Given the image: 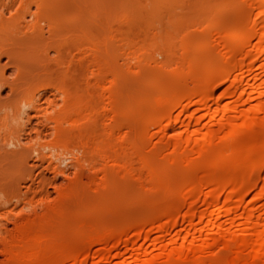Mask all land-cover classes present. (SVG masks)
I'll use <instances>...</instances> for the list:
<instances>
[{
	"label": "bare ground",
	"instance_id": "obj_1",
	"mask_svg": "<svg viewBox=\"0 0 264 264\" xmlns=\"http://www.w3.org/2000/svg\"><path fill=\"white\" fill-rule=\"evenodd\" d=\"M163 1H165L163 4L165 7L166 2L170 0ZM39 2L45 4L43 0ZM175 2L176 0H174ZM131 3L129 4L135 10V5L133 2ZM170 3L169 6H178L172 1ZM127 4L124 5L128 6L129 4ZM140 6L137 4V9H140ZM169 6L166 9L170 10V13L166 10L167 14L162 12L163 7L162 10L159 9L166 15L165 22L162 20L163 14H161V18L158 15H153L158 14V11H154L155 8L150 6L154 13L149 14L144 10L143 14L142 7L138 10H142L141 13L136 14L139 22L136 19L134 22L133 17L135 18V16H132L131 10L132 17L129 15L128 19V22L131 20L130 25L133 23L131 27H135L137 24L138 29H135L139 32L141 30L143 33L140 32L139 38L142 37L141 40L144 44L149 40L152 44L147 43L146 45H150V48L153 45V47L152 50L150 48L148 50L154 51L153 49L156 48L155 52L157 51L163 57V61L157 62L152 58L150 61L146 50H137L136 46H132L133 48L128 49L129 51L126 50L127 56L131 55V58L135 60L136 67L134 60L133 64L129 62L130 65H134V68H131L136 69L135 71L132 69L133 76L142 79V85L141 81H137L136 84L139 86L133 87L135 91H131L128 87L129 83L126 84L130 73L121 72V68L110 73V70L104 69L106 72L108 70L106 74H109L111 78L109 79L110 83L108 82L109 89L107 88L105 94L102 95V100H104L103 97H106L105 99L109 101L106 106L109 105L108 112L111 113V116L106 119L90 117V112L87 118H84L87 116H84V112V119H81L79 107L82 106L75 107V104H79V102L76 103L79 98L74 100L75 104H73L74 102L70 103L72 102L70 100V105L64 102L59 107L54 99L55 96L51 99L48 97V84H42L45 80L38 79L41 78L38 77L42 76L41 73L36 74L35 77L32 76L33 78L30 74L25 76L24 73H28L31 69L26 72L29 64L24 65L26 68L22 65L26 60L24 58L29 55V51L35 55V47H39L37 51L39 50L40 54V46L33 45L34 47H32V44L40 43L39 41L44 37L40 34L42 29H38V35L34 29L37 25L28 26H33V31L35 30L36 33L31 36L24 35L25 38H21L24 34L20 33L19 35L18 33L21 31V27L14 24L11 30L15 29V36L14 34L12 36L13 31L9 32L10 28L6 30V26H0V43L6 41L9 47H12L6 51L4 50L6 46L3 44L4 54L2 51L1 54L4 56L11 51L10 54L16 55V59L20 58L16 65L13 63L15 60L12 62L14 70H16L13 72L15 80L12 79V81L14 80V83L8 80L9 83L7 77L5 79L3 71L5 69L1 71L0 68V93L1 89L7 85L6 88H9L14 97H10L9 91L7 98L2 99L0 96V105H6L11 109L9 118L0 119V130L4 128V131L1 130L0 133L4 132L8 135L11 129V132L15 133L17 137L12 133L9 136L18 138L17 142H20L21 136L24 137L23 135L26 133L29 135L28 133L31 131L36 134H34L36 138L52 131L57 138H65V142L66 138L69 139L68 141L76 142L83 155L82 159L76 158L74 162L75 177L79 180V182L78 180L74 181L78 183L76 188L78 185L85 186L89 183L91 186L93 183L96 191L95 195H92L94 199L91 194L89 195L95 203L91 206L88 205L87 211L84 207L81 210L85 212L81 215L82 211H80V216L77 215L79 222L76 219V223L74 221L76 217L73 219L68 214L75 224L72 225L73 221L67 223L66 218L64 222L68 227L63 226L62 228L61 225L60 230L57 226L59 227L62 221L58 224V221L54 219L55 223L53 222V224H58L55 227L49 222V220L53 221L52 211L51 214H47L48 216L41 215L45 216L44 218L40 215L39 218L38 212L37 216H35V212L32 215L35 219L45 220L50 216L51 218L49 220L47 218L45 222L46 226L38 221L39 219L34 222L37 221L39 224H31L34 219L29 220L31 216H27L28 225L30 223L35 227L34 230L28 231L29 238L27 229L17 228L18 214L14 212V209H2L0 219H5V223L2 224L0 220V245L5 247L6 250L3 251L8 253V259H11L9 264H264V0H184L178 6L179 9L176 8V12H178L176 15H174L175 13L171 14V8L175 7L169 9ZM54 20L56 21V19ZM51 21L53 22L52 19ZM51 25H49L50 32L48 34L52 35L55 30L60 28L51 27ZM120 25L122 26V24ZM120 25L118 24V26ZM21 26L23 27V25ZM78 26L72 27V33L77 40L79 38ZM66 27L64 28L66 29ZM19 28L20 30H18ZM58 30L56 36L58 34L59 38L66 36L60 34L64 29H60V33ZM127 31L129 32V30ZM134 35L136 36L135 33ZM143 37L146 40H143ZM139 38H136V42L140 40ZM75 40L71 39L73 48L76 46L75 49H79V45H75L78 43L74 44ZM136 42L135 44H138ZM23 43H29L27 48H23ZM48 43L44 44L46 48L50 45ZM92 45L90 47L94 46ZM87 46L89 45L87 44ZM73 48L70 47L71 50ZM25 50L28 51V54ZM65 50L67 51V49ZM44 51L46 50L42 52L44 53ZM57 51L59 50L57 49ZM42 52L41 55L45 60L41 55L38 56L40 61L36 58V63L39 62L41 67V63L49 61L46 56L47 51L44 54ZM6 56L12 61L10 55ZM67 57H69V53ZM12 58L14 59V57ZM93 60L95 59L93 58ZM71 63L73 64V62ZM103 63L101 64L106 67ZM101 64L99 65L98 62L97 67ZM106 64L111 63L107 62ZM90 66L92 67V65ZM97 67L96 69L100 68ZM150 69L152 70L150 71ZM48 71L50 72V70ZM74 75L71 76L73 81L77 80ZM94 75L90 74L89 76L93 77ZM100 76L102 77L99 74ZM24 77L27 78L25 80L27 83L24 82ZM99 77L96 79L99 80ZM104 79L100 80L105 81ZM29 80L30 82H28ZM129 81L132 82L131 79ZM94 86L96 87V85ZM75 87L74 89L79 90ZM98 88H100L99 85ZM98 88H95V91ZM72 94H74V99L78 96L77 94L75 96L74 91ZM87 94L81 98L84 100L89 97L94 99L91 101H95L97 98L95 96L97 93L93 95L95 98L89 94L87 98L85 96ZM66 97H64V101L69 99ZM71 105L75 107L74 111L71 110L73 108ZM86 105L89 106L87 102ZM57 109H61V113L64 111L63 114L71 118L70 120L65 119L68 121L67 128L63 126L67 124H64L65 121L61 118L63 114L49 116L47 113L48 110L55 112L58 111ZM69 109L72 111L70 115L67 113L70 112ZM82 109H80L81 112H83ZM24 117L29 126L36 120L35 127L34 124L31 127L23 124ZM27 127H29L28 132L25 131L28 129ZM60 140L64 139L60 138ZM18 144L23 146L22 143ZM24 148L23 146L20 149ZM25 150L23 151L26 152V155H29L27 152L32 150V146H26ZM12 152L17 157L16 150L15 154L14 151ZM23 154L25 155V153ZM75 183L72 182L70 188ZM89 186H86V189ZM93 186L90 187L91 190ZM74 188L72 187V189ZM78 188L81 189L80 186ZM90 189L89 191H91ZM70 191L73 190L70 189ZM70 194L72 195L73 192ZM74 194L73 196L76 195ZM61 195L60 197H63ZM68 198L70 199V197ZM68 198L62 203L70 202ZM78 198L84 204L88 202L84 201L83 197L80 198V195ZM74 200L68 207L74 205ZM90 203L89 201L88 204ZM78 205L80 206V204ZM72 208L69 209L72 210ZM78 208L80 210V207ZM47 210L50 211L49 208ZM65 216L62 217V220ZM47 221L49 225H47ZM8 223L14 224L16 229H8ZM25 226L27 225L25 224ZM50 226L56 228V231L58 230L54 236L52 235L53 238L50 235L55 232L49 228ZM38 227L41 228V231L43 230L44 236L48 233L50 238L45 237L46 241L42 238V240L38 239L42 235ZM47 228L49 232H53L49 234ZM64 228L69 230H63ZM28 230L31 229L28 228ZM4 232L6 233L4 234ZM30 234L33 235L31 238ZM8 262L6 263L8 264Z\"/></svg>",
	"mask_w": 264,
	"mask_h": 264
},
{
	"label": "rangeland",
	"instance_id": "obj_2",
	"mask_svg": "<svg viewBox=\"0 0 264 264\" xmlns=\"http://www.w3.org/2000/svg\"><path fill=\"white\" fill-rule=\"evenodd\" d=\"M39 1H42V0H0V26H6V30H8L9 28H10V30H9V32H11V31H13L12 33H11V35L12 34H14V31H15V29H12L11 30V28H13V25L15 24V26H17V27H21V31L20 32H18L19 33V35H20V33H24V34H22L23 36H21V38H23L24 37V35H27V36H31V35H33V34H35L36 32H34L33 31V26L32 27H28V26H31V25H34V26H36V28L34 27V29H36V31L38 32V33H36V34H38L39 35V31H38V29L40 30V29H42V30H40V34H42V37L44 36L45 37V39H44V37L42 38V40L41 41H39L40 43L39 44H36L35 45V43H33L32 44V47H34V46H37V45H39L40 46V54L38 53V51H37V48H39V47H35L36 48V52H35V55H34V53H32L31 51H29V55L26 57V58H24V64H22L23 66L24 65H28L27 67V70H26V72H28L29 71V69H31L29 72H31V73H24L25 74V76L27 75V76H29L28 74H30L31 75V78H33L32 76H34L35 77V75L36 74H40L41 73V75L42 76H38V77H41V78H38V79H43V80H45L44 81V83H42V84H48V89H47V94L49 95H47L50 99L52 98V97H54V99H56L55 101H56V104L60 107V106H62V104L64 103V102H66V104L67 105H70V103H73L74 102V100H76V98H79V101H78V99H77V102L76 103H78L79 102V104H75V102L73 103V104H75V107L77 106V105H79V106H82V107H79V111H80V113L82 114H80L79 113V116L81 117V119L83 118V113L85 112V115L84 116H86V117H84V118H87L88 117V115H90V117H103V119L105 118H108L109 116H111V113L110 112H108V109H109V105L108 106H106L107 105V102H108V104H109V101H107V99H105L106 97H103V99L104 100H102V95H104L105 93V90L108 88V86L110 87V85H108L109 83H110V81H109V79H111L110 78V76H109V74L107 75L106 73H108V70H110L109 71V73L111 72V71H114V70H119L118 68H121L120 69V71L122 72H127V74L128 73H130V75H131V78H129L130 77V75L128 74V76L129 77H127V82H126V84L127 83H129L128 84V87L131 89V91H135V87H137V85L138 84H136L137 83V81L138 82H140L141 80L139 79V77H138V79L137 78H135V77H137V76H133V71H135L136 69H133L134 68V65H135V60L134 59H132L131 58V55H128L127 56V54H126V50H130V49H132L133 47H137V48H135V49H137V50H140V49H142V51H145L146 50V52L149 54V55H147L148 56V58H150L149 60L151 61V58H152V60H155V61H159V62H161V61H163L162 59H163V57L159 54V53H157V51L155 52V50H156V48H154L153 50L154 51H150V50H148L149 48H150V45H146L147 43L148 44H152L151 42H149V40L148 41H146L145 42V44H144V42L141 40L142 39V37H141V39L139 38L140 36V32H141V30H140V32H139V30H137L138 28H137V24L135 25V23H134V25H135V27H131L132 25H133V23H131L132 25H130V22H131V20H130V22H128V19H129V15H130V12H131V10H132V16H135V18L133 17V21L134 22H136L135 21V19L137 20V18H136V14L137 13H141V11H138V10H140L142 7H143V14L145 13V11L144 10H146V13H148L149 12V14H153L154 13V11L156 10V11H158V14H153V15H155V16H157L158 15V17L159 18H161V14H163L168 8V6L171 4L170 2L172 1L173 2V4H177L178 6H180L181 5V1H184V0H180L179 2H178V0H176V2L174 3V0H170V1H167L166 2V5H165V7H163V4H165V1H161L160 2V0H156L157 2H159V3H162V4H159V3H157L155 0H43V1H45V4H44V2H39ZM73 1V2H72ZM88 1V2H87ZM143 1V2H142ZM153 1V2H152ZM61 2H63V3H61ZM78 2V3H77ZM131 2H133V4L135 5L134 6V8H136L135 10L136 11H138V12H134L135 10L134 9H132L133 7H131ZM169 2V3H168ZM71 3V4H70ZM121 3V4H120ZM129 3H131V4H128ZM78 4V5H77ZM93 4V5H92ZM117 4V5H116ZM124 4H127L128 6H126V5H124ZM137 4H139V5H141L140 7V9H137ZM143 4V5H142ZM159 4V5H158ZM180 4V5H179ZM77 5V6H76ZM145 5V6H144ZM147 5H149L151 8L153 7V8H155L154 9V11L152 12V10L153 9H151L149 6H147ZM59 6H62L61 8L59 7ZM69 6V7H68ZM74 6V7H73ZM93 6V7H92ZM109 6V7H108ZM112 6V7H111ZM133 6V5H132ZM147 6V7H146ZM178 6H169V9L171 8V7H175V8H171V14H173V13H175L174 15H176V13H178V12H176V10L177 9H179V7ZM58 7V8H57ZM65 7V8H64ZM72 7V8H71ZM77 7V8H76ZM109 9H108V8ZM114 7V8H113ZM125 7V8H124ZM147 9H146V8ZM160 7V8H159ZM164 9H163V8ZM178 7V8H177ZM56 10H55V9ZM60 8V9H59ZM112 8V9H111ZM128 8V9H127ZM131 8V9H130ZM139 8V7H138ZM167 8V9H166ZM177 8V9H176ZM42 9V10H41ZM79 9V10H78ZM106 9V10H105ZM124 9V10H123ZM127 9V10H126ZM151 9V10H150ZM159 9L160 10H162L163 9V13H161L160 11H159ZM174 9H175V12H174ZM41 10V11H40ZM59 10V11H58ZM73 10V11H72ZM75 10V11H74ZM130 10V11H129ZM149 10V11H148ZM67 11V12H66ZM78 13H77V12ZM119 11V12H118ZM151 11V12H150ZM168 11V13H170V10H167ZM166 11V12H167ZM73 12V13H72ZM99 12V13H98ZM105 12V13H104ZM160 12V13H159ZM165 12V13H166ZM47 13H49V14H47ZM64 13V14H63ZM129 13V14H128ZM135 13V14H134ZM164 13V14H165ZM180 13H181V11H180ZM57 14V15H56ZM159 14H160V16H159ZM163 14V21H164V18H165V16L166 15H164ZM167 14V13H166ZM122 15V16H121ZM169 15V17H171L170 16V14H168ZM173 15V16H174ZM51 16V17H50ZM55 16H57V17H55ZM60 16V17H59ZM131 16V15H130ZM131 16V17H132ZM53 17H54V19H56V21L53 19ZM59 17V18H58ZM77 17V18H76ZM99 18V19H98ZM121 18V19H120ZM51 19L53 20V22L51 21ZM90 19H91V21H90ZM166 19V18H165ZM95 20H97V21H95ZM101 21V22H100ZM125 21V22H124ZM64 22V23H63ZM94 22V23H93ZM137 22H139L138 20H137ZM165 22V21H164ZM23 25V27L21 26V25ZM27 24V26H24V25H26ZM50 24H52L51 25V27L52 26H57L56 28H60L61 30L62 29H64V31H61V33L59 32V30H58V33H60L62 36L65 34L66 36L64 37H61L60 36V38H59V34H58V36H56L57 34V30H55V33H53V31L51 30V32L53 33L52 35H51V33L50 34H48V32H50ZM78 24H79V26H78ZM113 24V25H112ZM115 24H116V27H115ZM118 24L120 25V24H122V28L120 27V26H118ZM130 25V27H128L129 25ZM20 25V26H19ZM61 25H63V26H61ZM75 25H77L78 27H79V29H78V31H79V38H78V40L76 39V38H74V35H73V33H72V27H74ZM99 25V26H98ZM123 25H124V27H123ZM128 25V26H127ZM14 26V28H17V27H15ZM65 26H67L66 27V29L64 28ZM83 26V27H82ZM26 27V28H25ZM87 27V28H86ZM113 27H115V29H113ZM119 27V28H118ZM139 27V26H138ZM8 28V29H7ZM23 28V29H22ZM25 28V29H24ZM28 28V29H27ZM130 28V29H129ZM135 28H137V29H135ZM5 29V28H4ZM93 29H94V31H93ZM109 29V30H108ZM119 29H120V31H119ZM121 29H123V30H121ZM132 29V31H133V29H134V31L132 32V31H130ZM140 29V28H139ZM18 30H20V28L18 29ZM47 30V31H46ZM97 30V31H96ZM127 30H129V32L127 31ZM17 31V30H16ZM26 33H25V32ZM119 31V32H118ZM123 31H125V32H123ZM62 32H63V34H62ZM68 32V33H67ZM118 34H117V33ZM120 32H122V33H120ZM132 32V33H131ZM17 35H18V33L17 32H15ZM46 33V34H45ZM95 33H96V35H95ZM116 33V34H115ZM123 33H125V34H123ZM130 35H129V34ZM134 33L136 34V36L134 35ZM139 33V34H138ZM81 34V35H80ZM92 34V35H91ZM98 34H100V35H98ZM102 34V35H101ZM138 34V35H137ZM141 34H143L142 32H141ZM16 35V36H17ZM18 35V36H19ZM48 35V36H47ZM55 35V36H54ZM68 35V36H67ZM73 35V36H72ZM111 35V36H110ZM13 36V35H12ZM14 36H15V34H14ZM17 36V37H18ZM50 36H53V37H51L50 38ZM71 36V37H70ZM94 38H93V37ZM122 36V38H120ZM124 36V37H123ZM129 36H131V37H129ZM135 36V37H134ZM142 36V35H141ZM49 37V38H48ZM72 39V41L73 40H75L74 41V44H75V42L76 43H78V44H75V45H79V49H75V48H77L76 46H75V48H73V42L71 41V39ZM74 39H73V38ZM87 37V38H86ZM89 37V38H88ZM100 37V38H99ZM126 37V38H125ZM25 38V37H24ZM119 38V39H118ZM124 38V39H123ZM127 38H129V39H127ZM132 38H133V40H132ZM136 38H139L138 40V42H136L137 41V39ZM50 39V40H49ZM111 39V40H110ZM135 39V40H134ZM83 40V41H82ZM106 40H108V41H106ZM143 40H146V39H144V37H143ZM1 41L2 42H4L2 39H1ZM50 41V42H52L51 44L50 43H48V42ZM79 41V42H78ZM87 41H88V43H87ZM93 41H94V43H93ZM134 41V42H133ZM8 42V41H7ZM44 42V43H43ZM91 42V43H90ZM104 42V43H103ZM107 42V43H106ZM111 42V43H110ZM114 42V43H113ZM128 42H130L131 44H129ZM132 42H133V44H132ZM135 42L136 43H138V44H135ZM140 42H141V45L142 44H144V45H140ZM47 43L48 44H50V45H48L47 46V48H48V50H47V48H46V46H44V44L45 45H47ZM63 43V44H62ZM67 45H66V44ZM93 46V47H90L91 45ZM128 43V44H127ZM3 44H5V46L6 47H4L3 48ZM27 44V45H26ZM23 43V45H24V47L23 48H27V46L29 45V43ZM54 44V45H53ZM87 44L89 45V46H87ZM98 44V45H97ZM111 44V45H110ZM119 44V45H118ZM154 45H155V43H153ZM34 45V46H33ZM61 45V46H60ZM101 45V46H100ZM7 46H8V48H7ZM45 48H44V47ZM51 46V47H50ZM57 46V47H56ZM85 46V47H84ZM120 46V47H119ZM128 46H130V47H128ZM133 46V47H132ZM146 46V47H145ZM149 46V47H148ZM152 47H153V45H151ZM22 47V46H21ZM56 47V48H55ZM59 47H60V49H59ZM70 47L71 48H73L72 50L75 52H73L71 49H70ZM94 47L97 49H95L94 50ZM142 47V48H141ZM151 47V48H152ZM155 47V46H154ZM0 48L2 49H0V54L4 51V50H8L9 48H12V47H9V44L8 43H6V41L4 42V43H0ZM29 48V47H28ZM64 48V49H63ZM85 48V49H84ZM121 48V49H120ZM139 48V49H138ZM150 48V49H151ZM4 49V50H3ZM30 49H31V47H30ZM57 49L59 50V51H57ZM65 49H67V51L65 50ZM70 49V50H69ZM93 49V50H92ZM106 49V50H105ZM11 50V49H10ZM29 50V49H28ZM32 50H34L33 48H32ZM43 50H46V51H44V53L46 52L47 53V55L46 56H48V59L47 60H49L48 62H44V61H42V62H44V63H41L42 64V67H41V65L39 64V62L38 63H36L37 62V60L38 61H40L39 60V55H41V52ZM57 52H56V51ZM64 50V51H63ZM85 51V52H83V51ZM90 52H89V51ZM100 50V51H99ZM128 50V51H129ZM152 50V49H151ZM2 51V52H1ZM63 51V52H62ZM68 51H70V52H68ZM110 51V52H109ZM128 51H127V53H128ZM10 52L11 51H9V54L7 53H5L6 55H10V57H11V59H12V61L10 60V58H8L6 55H2V54H4V52L0 55L1 57V59H0V68H1V71L3 70V69H5V70H3L4 71V77H5V79H6V77H7V81L8 80H10V81H12V79H14V73L13 72H15L16 70H14V66H13V63H14V65H16V63L18 62L17 60H19L20 58H18V56H17V58L18 59H16L15 57H16V55H14V54H10ZM25 52H26V54H28V51H26L25 50ZM89 52V53H88ZM92 52V53H91ZM99 52V53H98ZM114 52V53H113ZM119 52V53H118ZM125 52V53H124ZM30 53H31V55H30ZM36 53H37V57H36ZM43 53V52H42ZM43 53V54H44ZM68 53H69V57H67L68 56ZM84 53H86V54H84ZM87 53H88V55H87ZM97 53V54H96ZM123 53H124V55H123ZM146 53V54H147ZM60 54V55H59ZM76 54V55H75ZM79 54V55H78ZM102 54H103V56H102ZM119 54V55H118ZM14 55V56H13ZM50 55H52V56H50ZM55 55V56H54ZM64 55V56H63ZM71 55H73L72 57H71ZM6 56V57H5ZM66 56V57H65ZM75 56H77V57H75ZM87 56V57H86ZM90 56V57H89ZM94 56H96V57H94ZM105 56V57H104ZM124 56V57H123ZM12 57H14V59L12 58ZM29 57V58H28ZM33 58V59H31V58ZM41 57H42V55H41ZM40 57V58H41ZM50 57V58H49ZM55 57V58H54ZM79 57V59L77 60V58ZM91 57H92V59H91ZM127 58V60H126V58ZM128 57H129V59H128ZM146 57V56H145ZM7 58H8V60H7ZM36 58H37V60H36ZM43 58V57H42ZM45 58H47V57H45ZM54 58V59H53ZM59 58H60V60H59ZM71 58V59H70ZM73 58V59H72ZM76 58V59H75ZM88 58V59H87ZM93 58L96 60H93ZM101 59V61H100V59ZM113 58V59H112ZM124 58V59H123ZM44 59V58H43ZM51 59V60H50ZM70 59V60H69ZM97 59H98V61H97ZM105 59H107V60H105ZM110 61H109V60ZM132 59V60H131ZM15 60V61H14ZM45 60V59H44ZM55 60V61H54ZM74 60V61H73ZM77 60V61H76ZM133 60H134V65H130L129 64V62H131L132 64H133ZM147 60V59H146ZM14 61V62H13ZM22 61V60H21ZM27 61V62H26ZM32 61V62H31ZM53 61H54V63H53ZM61 61V62H60ZM70 61V62H69ZM95 61V62H94ZM106 61V62H105ZM112 61V62H111ZM124 61H125V63H124ZM13 62V63H12ZM56 62V63H55ZM68 62V63H67ZM71 62H73V64L71 63ZM75 62H77V63H75ZM78 62H79V65H78ZM98 62H99V65L101 64V63H103L104 65H106V67H104L102 64H101V66H98L97 67V65H98ZM111 63V64H106V63ZM19 63V62H18ZM21 63H23V62H21ZM20 63V64H21ZM36 65H35V64ZM91 63V64H90ZM117 63V64H116ZM121 63V64H120ZM31 64V65H30ZM46 64H47V67H46ZM61 64V65H60ZM113 64V66H111ZM124 64V66H122ZM127 64V65H126ZM22 65H20V67L22 68L23 66ZM34 65V66H33ZM68 65V66H67ZM72 65V66H71ZM77 65H78V67H77ZM90 65H92V67L90 66ZM130 65V66H129ZM40 66V67H39ZM58 66V67H57ZM60 66V67H59ZM74 66V67H73ZM90 66V67H89ZM95 66V67H94ZM119 66V67H118ZM120 66H122V67H120ZM126 66V67H125ZM25 67V66H24ZM24 67H23V69H24ZM30 67V68H29ZM34 67V68H33ZM38 67V68H37ZM87 67V68H86ZM96 67L97 68H99V69H96ZM102 67H104V68H102ZM111 67V68H110ZM124 67V68H123ZM130 67H133V68H128ZM135 67H136V65H135ZM26 68V67H25ZM43 68V69H42ZM69 68H71L70 70H67V69H69ZM78 70H77V69ZM95 68V69H94ZM125 68H126V70H125ZM15 69H17V68H15ZM41 69V70H40ZM57 69V70H56ZM66 69V70H65ZM104 69H108L107 70V72H106V70H104ZM132 69H133V71H132ZM149 69V68H148ZM14 70V71H13ZM25 70V69H24ZM32 70H33V72H32ZM35 70V71H34ZM37 70H39V71H37ZM44 70H46V71H44ZM48 70H50V72L48 71ZM90 70V71H89ZM100 72H99V71ZM147 70V69H146ZM152 69H150V71H151ZM1 71H0V73H1ZM23 71V70H22ZM42 71V72H41ZM43 71H44V73H43ZM94 71V72H93ZM98 71V72H97ZM128 71H130V72H128ZM25 72V71H24ZM67 72H70V73H67ZM71 72H73V73H71ZM76 72V73H75ZM131 72H132V74H131ZM79 73V74H78ZM94 73H95V75H94ZM98 73V74H97ZM66 74H67V76H68V74H69V77H67L66 76ZM73 74H75L76 75V77H75V75H74V78H76L77 80H72L73 78H71V76H73ZM78 74V75H77ZM94 75L93 77L92 76H89V75ZM99 74L100 75H102V77L100 76L99 77ZM43 75H46V76H43ZM98 75V76H97ZM103 75H106V76H109V77H106V76H103ZM111 75V74H110ZM14 76V77H13ZM36 76V77H37ZM78 76V77H77ZM88 77V78H87ZM98 77H99V80H97L98 79ZM132 77H134L135 78V80H134V78H132ZM29 79H30V77H28ZM46 78V79H45ZM70 78V79H69ZM97 78V79H96ZM101 78H105L104 80L105 81H102V80H100ZM27 78L26 77H24V82H26L25 80H26ZM132 80V82L131 81H129V80ZM15 80V79H14ZM12 81L13 83L15 82V81ZM40 80V81H41ZM47 80H48V82H47ZM79 80V81H78ZM1 82H2V79H1ZM9 82V81H8ZM11 82V83H12ZM28 82H30V80L28 81ZM43 82V81H42ZM46 82V83H45ZM103 82V83H102ZM107 82V83H106ZM109 82V83H108ZM146 82V81H145ZM10 83V82H9ZM17 83V82H16ZM15 83V84H16ZM27 83V82H26ZM51 85H50V84ZM76 83V84H75ZM135 85H134V84ZM142 83V81L140 82V84ZM148 83V82H147ZM149 84V83H148ZM94 85H96V87L94 86ZM98 85H99V87L100 88H98ZM133 85V86H132ZM142 85V84H141ZM59 86H62L61 88L59 87ZM73 88H72V87ZM75 86H77V87H75ZM105 86V87H104ZM139 86V85H138ZM149 86V85H148ZM148 86H147V88H148ZM5 87V86H4ZM6 87H7V85H6ZM3 88V86H1V88H3V89H1V93H0V96L2 97V99L4 98L5 99V97L7 98L8 97V91H9V88L7 89V88ZM51 87V88H50ZM56 88V89H54V88ZM58 87V88H57ZM74 87L75 88H79V90L78 89H74ZM134 87V88H133ZM60 88V89H59ZM71 88H72V90H71ZM95 88L97 89L98 88V90L97 91H95ZM102 88H104V89H102ZM143 88V87H142ZM60 90L59 92H57L58 90ZM61 89H62V91H61ZM101 89V90H100ZM109 89V88H108ZM138 89V88H137ZM136 89V90H137ZM56 90V91H55ZM79 91V93H78V91ZM103 90V91H102ZM66 91V92H65ZM73 93V91H74V93H75V96H77V97H75V99H74V94H72L71 92ZM63 92L65 93L64 95H63ZM85 92V93H84ZM89 92H91V93H89ZM97 94H96V93ZM103 92V93H102ZM9 93H10V91H9ZM53 94V96H52V94ZM61 93H62V95H61ZM67 93V94H66ZM70 93V94H69ZM89 95H92L91 97H93V98H95V96L97 97V98H99V99H97V98H95V101H91V99L92 98H88V94ZM55 94V95H54ZM69 94V95H68ZM77 94V95H76ZM84 94H87V95H85V96H87V98L88 99H82V98H84ZM96 94V95H95ZM5 95H7V96H5ZM10 95V97H13V95L10 93L9 94ZM93 95H95V96H93ZM67 96V97H66ZM69 96V97H68ZM64 97H66V98H69V99H65V101L63 100L64 99ZM82 97V98H81ZM14 98V97H13ZM53 99V100H54ZM68 100V101H67ZM70 100H72V102H70L69 103V101ZM90 100V101H89ZM92 100H94V99H92ZM97 100V101H96ZM84 101V102H83ZM87 102V104H89V106H87L86 105V102ZM99 101V102H98ZM93 102V104L91 105V103ZM97 102V103H96ZM103 102H105V103H103ZM40 103L43 105V106H45V104L44 103H42V101H40ZM69 103V104H68ZM3 104V103H2ZM6 104V103H5ZM5 104H3V105H5ZM100 104V105H99ZM97 106V108H96V106ZM98 105H99V107H98ZM72 106V105H71ZM73 107V106H72ZM71 107V108H72ZM75 107H73L71 110L72 111H74V108ZM84 107V108H83ZM93 107V108H92ZM104 107V108H103ZM105 107H107V108H105ZM57 108V107H56ZM67 108H68V106H67ZM67 108H65V109H67ZM85 110V108H86V110H87V108H88V110L86 111H84L83 109ZM64 109V110H65ZM80 109H82V111L83 112H81V110ZM92 109V110H91ZM94 109V110H93ZM58 110V109H57ZM105 110H106V112H105ZM67 111V110H66ZM69 111H70V109H69ZM72 111H70V112H67L68 113V115H70V113H72ZM91 111H93V112H91ZM63 113H64V111H62ZM89 112H90V114H89ZM47 113H49V116H55L56 114L57 115H60V114H63V113H61V109H59L58 111H51V110H48L47 111ZM87 113V114H86ZM93 113V114H92ZM95 113V114H94ZM65 114H66V112H65ZM11 116V109H10V107H6V105L5 106H1L0 105V119H6V118H9ZM71 117H72V115H71ZM79 117V118H80ZM89 117V118H90ZM61 118L63 119V121H65V123L64 124H66V126L65 125H63L64 126V128L66 127L67 128V125H68V121L67 120H70L71 118H69V116H65L64 114H63V116H61ZM68 118V119H67ZM83 118V119H84ZM65 119H67V120H65ZM26 119H25V117H24V119H23V124H26V121H25ZM25 121V122H24ZM34 121V120H33ZM10 122H12V121H10ZM35 122H36V120L34 121V122H32V124H30V126L28 125V124H26L27 126H29V127H31V125L33 126V124H34V127H35ZM11 124V123H10ZM12 124H14V122H12ZM21 124H22V122H21ZM29 127H27L28 129H26L25 131H29ZM49 127V126H48ZM48 129V128H47ZM52 129V128H51ZM1 130H3L4 131V128H1ZM0 130V132H2ZM8 130V129H7ZM99 130H100V128H99ZM27 131V132H28ZM97 131H98V129H97ZM101 131V130H100ZM100 131H98L99 133H100ZM5 132H6V128H5ZM32 132V131H31ZM31 132H29L28 134L30 135H27V133L25 134V135H23L24 137H22L21 135V139L19 140L20 142H17V139H16V137H17V135L15 134V133H12L11 132V129H10V133L7 135V134H5L4 132L3 133H0L1 135H0V211H2V209L4 210V209H9V208H12V209H14V212L16 213V214H18L17 215V219H16V225H17V228L19 229H23V230H26L27 231V233H28V235H27V233L25 232V234L27 235V237L29 236V232L28 231H32V229L34 230L35 229V227L33 226V225H30V223H29V225L32 227H30L29 225H28V221L31 219V218H33L34 216H32V215H34L33 213L35 212L36 214H35V216H37V214H38V217H39V215H40V217H42V218H44L45 216H41V215H46V216H48L47 214H49L51 211L53 212L52 213V215H51V217H52V219H53V221L51 222L49 219L51 218L50 216H49V218L48 217H46V220H47V218H48V220H49V222L50 223H52L53 224V222L55 223V221H54V219L56 220V221H58L57 223L59 224L60 223V221H62V223L61 224H59L60 226L58 227L57 225V223H56V225H54V227L55 226H57V228H59L58 230H60V227H61V225H62V228H63V226L64 227H68V226H66V223L64 222V220L66 221V218H67V223L70 221V223L73 221V217H76L75 218V222L77 223V221H76V219L78 220V222H79V212L80 211H82L81 209H83L84 207H85V211H87L88 210V208H89V206L88 205H90L91 206V204H93V203H95V201L93 200L94 198L92 197V195H95V193H96V191L94 190V186H93V183H92V185H91V182H90V185L91 186H93L92 188V190L90 189V187L91 186H89V183L86 185L85 184V186H83V184L82 185H78V187L80 186L81 187V189H79L78 187V189L76 188V185L78 184V183H75L74 181H76L77 182V177H75L76 175H75V170H76V167H75V160H76V158H81V156H83L81 153H80V151H79V147L77 146L78 144L76 143V142H74V141H68L67 140V138H66V142H65V138H63V137H56L55 135H54V133H52V131L50 132V131H48V133H46L45 135H42L41 137L39 136V137H37L36 138V134L35 133H31ZM49 132H50V134H49ZM15 134V136L16 137H12V135L11 136H9L10 134ZM98 133V134H99ZM5 134V135H4ZM35 134V135H34ZM4 135V136H3ZM19 136V137H20ZM35 136V137H34ZM28 137V138H27ZM29 138H33V140H31V139H29ZM39 138V139H38ZM60 138L61 139H64V140H60ZM25 139V140H24ZM28 139H29V141H28ZM35 139V140H34ZM37 139V140H36ZM73 142V143H72ZM17 143V144H16ZM18 143H22L23 144V146L26 148V146L28 147V146H32V150L30 151V152H27L29 155H26V150H25V148L24 149H20V148H23V146L21 147ZM77 144V145H76ZM19 145V146H18ZM26 145V146H25ZM14 151V154L17 152V154H18V152L21 150V152L23 151V150H25V151H23V153H25V155L22 153L21 154V152L19 153L20 154V156H19V154L17 155V157H16V155L14 156L13 155V152L12 151ZM15 150H16V152H15ZM6 152H10L8 155L6 154ZM23 155V156H22ZM29 156V157H28ZM26 158V159H25ZM82 159V158H81ZM75 178V179H74ZM72 182L73 183H75V185H73L72 187L75 189H72V187L70 188V186L72 185ZM78 182H79V180H78ZM68 183H70V184H68ZM69 185V186H68ZM86 186H89L87 189H86ZM67 187H69L71 190H73V191H70V189L69 188H67ZM66 189H68V190H66ZM89 189L92 191H89ZM86 190V191H85ZM68 191H70V192H68ZM79 191H81V192H79ZM95 191V192H94ZM71 192H73V194H74V192H75V196H73V194L71 195L70 193ZM83 192V193H82ZM90 192V193H89ZM77 193H79V194H77ZM86 193V194H85ZM88 193V194H87ZM63 195V197H60V195ZM65 194V195H64ZM91 194V197L93 198V199H91L90 197H89V195ZM61 195V196H62ZM66 195H67V197H66ZM80 195V198H82L84 201H88V202H85V204L84 203H82V201H80L79 200V198H78V196ZM81 195H82V197H81ZM86 195H88V196H86ZM60 197V198H59ZM65 197V198H64ZM68 197H70V199L68 198ZM84 197H85V199H84ZM88 197V198H87ZM96 197V196H95ZM62 198H64L63 200H66V198H68L69 200H70V202L68 201V203H67V201L65 202V203H62V201H60V199H62ZM97 198V197H96ZM96 198H95V200H96ZM59 199V200H58ZM75 199V200H74ZM81 199V200H82ZM74 200V205L72 204V205H70V207H68L69 206V204L72 202ZM89 201L91 202L90 204H88L89 203ZM80 204V206L78 205V204ZM60 204V205H59ZM75 204H77L76 206H75ZM87 204V205H86ZM86 205V206H85ZM60 208H59V207ZM82 206V207H81ZM88 206V207H87ZM50 209V211L49 210H47L48 208ZM63 207H64V209H63ZM68 207V208H67ZM71 207H73L72 208V210H70L69 208H71ZM78 207H80V210H79V208ZM67 208V209H66ZM78 208V209H77ZM63 209V210H62ZM69 209V210H68ZM75 209H77L78 210V213H77V210H75ZM87 209V210H86ZM54 210V211H53ZM68 210V211H67ZM44 211V212H43ZM45 211H48V212H45ZM58 211V212H57ZM62 211H67V212H69V213H61ZM84 210L82 211V213H80L81 215L85 212ZM38 212V213H37ZM56 212V213H55ZM71 212V213H70ZM77 214H76V213ZM60 215H59V214ZM28 214V215H27ZM51 214V213H50ZM56 216H55V215ZM65 214H66V216H65ZM73 218H71V217H69V215ZM74 214H76V216H74ZM24 215V216H23ZM58 215V216H57ZM68 215V216H67ZM77 215H79V216H77ZM30 217L29 218V220H28V217ZM65 216V218H63V220H62V217H64ZM39 217V218H40ZM55 217V218H54ZM20 218V219H19ZM37 218V217H36ZM38 218V219H39ZM58 218V219H57ZM70 218V220H68ZM4 219V218H3ZM28 221H27V220ZM34 219V221H32L31 222V224H34V225H36V224H39V222L37 223V221H36V223H34L35 222V220H38V219H35V218H33ZM1 220V219H0ZM20 220V221H19ZM41 220H45V219H39L38 221H40V222H42L44 225H45V222H46V220L43 222V221H41ZM72 222V225H73V223L75 224V222ZM49 222L47 221V225H49ZM1 223L2 224H4L5 223V219L4 220H1ZM63 223H65L64 225H63ZM9 224V225H8ZM7 225V227H8V229H16V226L14 225V224H10V223H8ZM25 224L27 225V226H25ZM41 224V223H40ZM43 224H42V226H43ZM20 225H21V227L23 226L24 228H21L20 227ZM68 225V224H67ZM71 225V224H70ZM14 226V227H13ZM29 226V227H28ZM41 226V225H40ZM41 226V227H42ZM46 226V225H45ZM25 227H27V228H25ZM70 227V226H69ZM28 228L29 229H31V230H28ZM39 228V227H38ZM38 228H37V230H38ZM44 228V227H43ZM46 228V227H45ZM49 228H51L55 233H53V234H51L50 236H54L56 233H57V231H56V228H53V227H49ZM61 228V229H62ZM13 229V230H14ZM40 229V232H42V235H40L41 237H38V239H40V240H44V241H46V238H48L49 237V235H48V233H47V231H46V229H45V231H46V233H47V235L46 236H44L45 235V233H43V230L41 231V228H39ZM47 230H48V232H49V229L47 228ZM63 230H69V229H67V228H64ZM39 231V230H38ZM52 231V232H53ZM36 232V231H35ZM35 232H34V234H35ZM40 232H39V234H40ZM51 231L49 232V234L50 233H52ZM6 232H4V234H5ZM32 233V232H31ZM37 233V232H36ZM38 234V233H37ZM44 234V235H43ZM31 236H33L32 234H30V238H31ZM53 236H52V238H53ZM46 237V238H45ZM29 238V237H28ZM33 238H35V237H33ZM42 238V239H41ZM50 238V237H49ZM3 250H6L5 249V247H3V245L1 244L0 245V264H7L6 262H8L9 260H11V259H8L9 258V255H7ZM4 253V254H3ZM27 253H29V252H27ZM4 255H5V257H4ZM8 259V260H7ZM3 261V262H2ZM10 263V261L8 262V264Z\"/></svg>",
	"mask_w": 264,
	"mask_h": 264
}]
</instances>
